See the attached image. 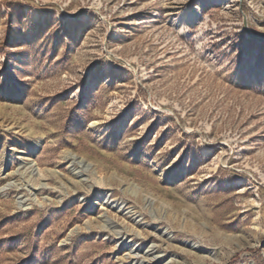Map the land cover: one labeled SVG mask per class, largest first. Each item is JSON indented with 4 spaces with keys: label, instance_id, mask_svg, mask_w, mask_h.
Masks as SVG:
<instances>
[{
    "label": "rangeland",
    "instance_id": "1",
    "mask_svg": "<svg viewBox=\"0 0 264 264\" xmlns=\"http://www.w3.org/2000/svg\"><path fill=\"white\" fill-rule=\"evenodd\" d=\"M264 0H0V264H264Z\"/></svg>",
    "mask_w": 264,
    "mask_h": 264
},
{
    "label": "water",
    "instance_id": "2",
    "mask_svg": "<svg viewBox=\"0 0 264 264\" xmlns=\"http://www.w3.org/2000/svg\"><path fill=\"white\" fill-rule=\"evenodd\" d=\"M245 31H246L247 35H248L249 37H251L252 39H254V40H256V41H259V42H264V40H261V39H258V38H256V37L252 36V35H251L246 29H245Z\"/></svg>",
    "mask_w": 264,
    "mask_h": 264
}]
</instances>
